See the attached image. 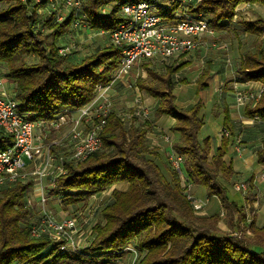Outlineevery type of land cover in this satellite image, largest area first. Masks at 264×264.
Returning <instances> with one entry per match:
<instances>
[{
    "label": "trees",
    "instance_id": "16d2710c",
    "mask_svg": "<svg viewBox=\"0 0 264 264\" xmlns=\"http://www.w3.org/2000/svg\"><path fill=\"white\" fill-rule=\"evenodd\" d=\"M52 7L49 0H0V65L3 80L13 85L17 110L28 120H52L64 110H78L95 96L98 86L110 84L116 77L121 49L100 45L89 55L74 61L65 47L66 35L73 22L95 31L109 33L123 21L121 6L143 0H86L76 13L67 10L63 19L61 0ZM264 0H200L187 9L202 15L210 29L229 20L241 3ZM51 7L46 15L38 8ZM159 13L168 23L180 20L177 6L159 4ZM249 32L264 30V19L241 21ZM46 30V31H45ZM148 78L136 80L147 94L160 98L157 113L175 118L172 130L180 139L176 152L186 159L184 172L188 181L206 188L209 196H218L232 231L218 228V213L205 215L193 208L181 185L180 172L171 169L167 177L146 145L145 129L131 124L128 128L115 113H109L100 132L102 147L83 161L65 162V173L55 179L48 196L60 198L63 208L84 203L107 187L126 182V190H114L101 211L102 221L92 226L93 237L78 251L60 249L47 235L32 237L33 209L27 207L31 179L0 187V264H113L132 244L139 252L136 264H264V227L247 223L246 206L253 198L245 193L242 202L229 194L233 168L223 160L229 136L222 133L221 145L209 158V138H198L203 124L201 103L180 108L172 90L173 76L179 67H167L160 74L146 69ZM238 80L264 83V51L246 53ZM248 118L264 120V96L254 106L244 108ZM224 118V129L228 127ZM12 138L0 128V150ZM256 160L264 165V140L256 149ZM181 171V168H180ZM251 235H246V231ZM120 257V258H119Z\"/></svg>",
    "mask_w": 264,
    "mask_h": 264
},
{
    "label": "crops",
    "instance_id": "0c3cea01",
    "mask_svg": "<svg viewBox=\"0 0 264 264\" xmlns=\"http://www.w3.org/2000/svg\"><path fill=\"white\" fill-rule=\"evenodd\" d=\"M256 18L264 19V4L259 2L241 3L235 7L234 15L231 19L221 21L218 29H210L209 32L203 34L194 53L173 58L158 57L138 61V63H141L140 65H135L137 72L133 93H140L144 104L148 103L151 105L152 109L150 110L149 118L141 123H136L134 119H122L123 114L112 108L110 113H115L116 117L123 121L127 128L133 124L145 129L146 145L157 152L156 161L159 164V157L165 160L164 155H161V151H165V155H168L170 151H176L174 144L179 141L180 134L172 130L176 123L175 118L167 114L157 113V107L161 99L153 97L140 89L136 84V80L138 78H148L146 69L163 74L167 67H179L178 72L173 76L176 84L172 93L175 96L176 105L180 108H189L197 101L201 103L200 114L203 124L200 129H205V135L200 140L205 137L209 138V158L214 154L215 149L221 145L224 118L227 117V130L230 135L223 160L229 163L234 171L230 182L232 184L228 186L229 191H232L229 194L233 200H238L237 202L239 203L242 202L241 200L245 193L253 198L251 209L248 204L246 206L247 223L249 224L253 219L254 225L262 228L264 227V165L257 162L255 151L264 140V120L248 118L244 114L246 105L252 107L256 102L238 105L234 98L236 88L256 91L263 83L259 80H238L240 77L238 71L244 55L246 53L259 54L264 51V30L257 32L245 31L241 24L243 20H254ZM72 30H74V27ZM83 30L86 31V29ZM95 33L105 34L103 31H95ZM67 36L66 38H68ZM108 44L109 41L104 45ZM84 56L86 54L81 57H78L75 52L70 54V58L74 61H78ZM5 73V67L0 65V74H3L0 76V91L10 96L13 93V85L3 80ZM124 82L121 78H115L110 84L97 87L94 98L82 108L88 109L89 112L93 111L98 103L107 101L109 96H114L116 87H120ZM80 109L73 111L64 110L57 114L53 119L61 121V126L59 129L52 128L51 132L57 135L60 133L58 130H61V132L66 130L68 133L72 127L76 126L81 114ZM46 132V130L41 132L37 129L35 134L43 135L42 137L45 138ZM238 136L241 139L239 151L235 149V138ZM56 149L61 153L64 152L63 146H53L52 150L56 151ZM33 167L34 164L29 162L27 169L32 170ZM240 182L246 185L244 194L233 188V184ZM44 184L47 185L46 183ZM117 186H121V189ZM127 187L128 184L126 182L113 184L90 196L84 203H78L70 206V208L72 210L81 208V210L85 211L92 205L98 216L96 221L92 223L91 226H93L95 223L102 221V208L111 200L112 192L114 190L123 191ZM187 187L197 197L205 194V198H197L193 195L195 199L203 203L202 208L197 210L199 213L205 215L218 213V228L222 231L236 233V228L230 227L227 222V213L225 209H222L218 196H209L205 188L197 183H189ZM36 189L37 185L33 183L29 196L34 195ZM237 194H240L239 198H236ZM37 199L36 203H38ZM30 209H33V206ZM246 235H251L250 231L247 230Z\"/></svg>",
    "mask_w": 264,
    "mask_h": 264
},
{
    "label": "built area",
    "instance_id": "2783aa9c",
    "mask_svg": "<svg viewBox=\"0 0 264 264\" xmlns=\"http://www.w3.org/2000/svg\"><path fill=\"white\" fill-rule=\"evenodd\" d=\"M198 1L200 0H167L166 4H162L160 0H143L123 4L121 14L124 19L109 33V43L121 49L115 78L126 79L134 64L142 59L173 58L194 53L203 34L210 31L202 15H191L187 11L190 5ZM49 2L54 8L59 6L57 0H49ZM61 2L67 10L73 9L76 13L82 10L85 1L61 0ZM159 4L166 8L176 4L180 20L176 23H168L159 13ZM63 15L64 13H57V19L62 20ZM72 25L93 31L79 19L74 20ZM59 51L65 53L68 47L60 48ZM262 96H264V83L256 91L238 88L234 91L238 105L257 102ZM132 108L133 110L126 117L122 115V119H130L134 116L148 118V108L138 92ZM80 110L81 114L76 126L63 137L45 144L42 140L43 135H36L35 131L38 129L43 132L50 127L59 129L61 121L28 120L25 115L18 112L13 93L9 96L0 91V128L12 138V143L0 150V187L17 181L34 179L37 189L34 192L35 196L28 197L27 207L31 208L37 198L41 207L30 227V235L32 237L47 235L60 249L69 251H78L88 245L93 236L92 226L81 228L75 215L54 216L46 207V185L43 180L50 179L49 183L53 186L55 179L65 173L66 161L81 162L91 152L102 147L100 132L111 112L110 103L106 100L100 102L91 112L83 108ZM222 133L225 136L230 135L227 129H222ZM240 143L241 139L238 136L235 138L237 151L240 150ZM53 146H63L64 150L67 148V153L64 151L57 154L52 150ZM168 156L173 168L180 172L181 155L172 151ZM29 162L34 164L32 170L27 169ZM233 188L242 194L246 191L245 183L241 182L233 184ZM187 191H189L188 187L184 192L193 208L201 209L203 203L187 194ZM125 249L130 256L125 264H136L139 258L138 250L132 244Z\"/></svg>",
    "mask_w": 264,
    "mask_h": 264
},
{
    "label": "rangeland",
    "instance_id": "374dc122",
    "mask_svg": "<svg viewBox=\"0 0 264 264\" xmlns=\"http://www.w3.org/2000/svg\"><path fill=\"white\" fill-rule=\"evenodd\" d=\"M82 1H86V0H82ZM160 1L162 2V4H166V2H167L166 0L165 1L160 0ZM34 2H37V1L34 0ZM3 6H5V5L3 3H1L0 8ZM51 9H52L51 7H48L47 9L38 8L37 12L40 15H46L47 11H50ZM62 12L63 13L67 12V8L62 7ZM83 29H79V28L74 27V30H72V32H70L68 34V36H67L68 38H65L66 41H68L65 43V45L68 47L67 52H70V53L75 52L78 57L83 56V54L89 55L90 52H92L96 49V47H98L100 45H104L105 43H107L109 41V36L106 34H96L95 31H87V30L85 31ZM140 63L141 62H139V63L137 62L134 64L133 69H131V71L129 73V76L126 79H124V81H125L124 84L121 85L120 87H116V89L114 90V92H115L114 96L107 97V99H108L107 102L110 103L111 108L114 109L115 111L125 115V117L128 114H130V112L133 110L132 106H133L134 99L136 96V94L133 93L134 80L136 78V72H137L136 71L137 67L135 65H140ZM2 75L3 74H0V76H2ZM145 106L148 108L149 116H150V110L152 109L151 105H149L148 103H145ZM149 116H148V118H149ZM130 119L131 120L134 119L136 123H141L142 121L146 120V119H143V118L138 117V116H134ZM51 129L52 128L50 127L48 130H46L47 131L46 136H45V138H42L43 143H45V144L50 143V141H52L55 138L63 137L64 135L67 134L66 130H64L62 132H61V130H58L60 133L55 135L51 132ZM204 135H205V129L202 128L198 132V138L200 139ZM64 151H65V153H67V148ZM55 152L57 154L61 153L57 149ZM165 153H166L165 151H161V155L162 154L164 155L165 160L162 157H159L158 160H159L160 168L163 170L164 174L167 177H169V173H170L171 169L173 168V166H172V163L170 162V160L168 158L169 154L165 155ZM169 153H171V151ZM151 157L156 159L155 155L154 156L152 155ZM186 164H187V162H186L185 157L181 156V160L179 161V167L181 168V171H180L181 172L180 178L182 181L181 185H183L182 188H184V189H186V187L188 186L189 183H195L193 181H188L187 179H185L186 176H185V172L183 170H184V167H186ZM49 180L48 179L43 180V183L47 184L46 185V195H47L48 189L51 187ZM32 181H33V183H35L34 179H32ZM230 184H232V183H230ZM117 187L119 189H121V186H117ZM202 187H204V186H202ZM205 190H206V188H205ZM191 191L192 190L189 189V191H187V194H190L192 196L193 195L196 196L195 193L191 192ZM239 197H240V194H237L236 198H239ZM197 198H205V194H203ZM40 207L41 206H40L39 202L38 203L35 202L33 204V213H34L33 219H34V221H35L36 217L38 216V213L40 211ZM46 207L56 217L72 216V215L77 216L78 224L81 228L90 227L92 225V223L94 221H96V219L98 217L96 214V210L94 209V207H92V205L90 206V208L86 209L85 211L81 210V208H78L75 210L74 209L72 210L70 207L63 208L61 203H60V198H57V197L53 198V196L48 197V199L46 201ZM120 257H119L120 260L118 262H114L113 264H125L130 258V256L128 254H124V253Z\"/></svg>",
    "mask_w": 264,
    "mask_h": 264
}]
</instances>
